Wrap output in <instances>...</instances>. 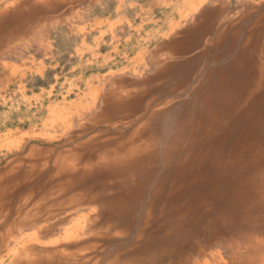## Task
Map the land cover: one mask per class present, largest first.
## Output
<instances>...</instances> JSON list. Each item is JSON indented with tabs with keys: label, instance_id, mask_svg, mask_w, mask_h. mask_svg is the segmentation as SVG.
Listing matches in <instances>:
<instances>
[{
	"label": "rangeland",
	"instance_id": "obj_1",
	"mask_svg": "<svg viewBox=\"0 0 264 264\" xmlns=\"http://www.w3.org/2000/svg\"><path fill=\"white\" fill-rule=\"evenodd\" d=\"M218 6L201 59L188 61L182 71L128 76L117 86L121 101L115 106L98 104L71 121L45 111L48 99L58 95L56 86L49 98L31 104L11 100L10 112L0 120V200L5 204L0 208V264H119L112 263L113 257L138 250L173 260L204 247L223 261L232 258L230 264H264V195L242 189L239 176L222 165L235 139L243 138L238 135L264 164V0H218ZM210 127L205 139L203 131ZM137 129L153 137L149 150L157 155L155 170L148 163L143 178L131 180L83 174L84 162L77 156L88 157ZM170 133L178 139L173 164L165 161V143L155 141ZM193 140L209 143L205 150L212 147L215 158L205 156L201 171L189 172V183L181 174L170 186L168 176L186 159ZM197 163L196 154L188 168ZM66 180L69 187L59 189ZM215 187L217 194L230 187L236 197L233 207L241 218L234 228L220 224L211 197L201 203ZM70 197L80 200L60 205ZM114 203L120 207L108 212ZM74 220L81 225L77 236L60 239ZM148 244L152 250L145 249Z\"/></svg>",
	"mask_w": 264,
	"mask_h": 264
},
{
	"label": "crops",
	"instance_id": "obj_2",
	"mask_svg": "<svg viewBox=\"0 0 264 264\" xmlns=\"http://www.w3.org/2000/svg\"><path fill=\"white\" fill-rule=\"evenodd\" d=\"M218 11V0H0V120L13 98L31 104L56 87L50 116L115 106L128 76L201 59Z\"/></svg>",
	"mask_w": 264,
	"mask_h": 264
},
{
	"label": "bare ground",
	"instance_id": "obj_3",
	"mask_svg": "<svg viewBox=\"0 0 264 264\" xmlns=\"http://www.w3.org/2000/svg\"><path fill=\"white\" fill-rule=\"evenodd\" d=\"M257 36H259V35H257ZM249 47H251V46H249ZM247 48H248V46H247ZM242 56L243 55H241L240 57L242 58ZM236 58H237V56H236ZM257 68H258V66H257ZM238 77H240V76H238ZM200 120H202V119H200ZM212 130H213V127H210L208 129H206V131H203L204 134L202 135V137H205V139H208V133H211ZM244 131H245V129H244ZM175 136L176 135H174L172 133H170V134H162L160 137L157 138V140H155V141H157L159 143H165V146L163 148V150H164L163 152H164L165 161L167 163H169V164H173L175 162L174 158H175V154L177 152V150H176V142L178 140L177 136L176 137ZM238 136H242L243 138L241 139V138L237 137L235 139L236 141L233 143L231 151L226 155V160H225V162H222V165H223V167L225 169H227V172L230 169H232L231 171H232L233 176H237V175L239 176V178H240V186L242 187V189H244V187L248 188L254 193V196L260 198V197H262L264 195V164L262 162V158H260V156L257 153L251 152V150L250 151L247 150V146L244 143L245 141H247L245 136H243V135H238ZM153 141L154 140H153L152 136L151 137L145 136V135H143L141 129H137L136 131H134L131 134L127 135L120 142L119 141H117V142L110 141L106 145L100 147V150L98 152L90 153V155L88 157H85V158L82 157L81 155H79V156H77V158L79 160L82 159V161L84 162V166H85V169L83 171L84 175L88 174V173H97L98 177L104 179L105 181L112 180L113 178H121V179H124V180H131V179L138 178L140 176H141V178H143L142 176H144V175H142L141 171H142L143 167H146V164L151 163L152 166H153L152 170H155V168L157 167V155L152 150H149V146H150L149 144L151 142H153ZM200 141L201 140H199V143L194 141V140L191 141V146L189 147L190 148L189 152L188 151L184 152V157L186 156V159L183 160L182 163H180L176 167V171L174 173H172L171 176L170 175L168 176V178H170V181H171L170 182V186H174L175 184H177L176 181L178 180V178L180 177L181 174L185 175L186 178H187L186 179L187 182L185 184L189 183L192 180V179H188L189 172L190 171L193 172L195 174V176H196L198 174V172L201 171L200 168L202 169V166L205 165V162H204L205 156H208V157H210L212 159L215 158V151L213 150L212 147L210 148V151H206L205 150V146H209V143L208 144H205L206 142L200 143ZM196 154H197V161L199 160V163H197L195 166H191L192 168L189 169L188 165L193 163V161L196 158ZM201 155H202V159H199V156L201 157ZM61 170H63L62 167H59L57 169V172L59 173ZM158 174H159V172H158ZM70 180H71V182L73 181L72 179H70ZM236 182H237V180H236ZM58 187H59V189H62V190H65V188L67 189V187H69L68 186V181L66 180L64 182L58 183ZM220 188H221V186H220ZM215 190H216V187L211 189V191L208 192V194L204 195V199H201L202 200L201 203L204 204L205 202L209 201V199L211 197L212 202H214L215 205H216L215 208L217 210H220V213L222 215V216L221 215L219 216V217H221L220 218V224H222V226L226 225L228 227L234 228L237 225L239 217H240L239 215H236V213H237L236 211H238L237 208L233 207V205H234L233 201H235L236 197L231 192L230 187H226L225 190H229V191H226V193L224 192L223 194H221V193L217 194V192L215 193ZM169 195H170L169 196L170 198L173 197L174 191L171 190ZM239 199H241V198H239ZM79 200H80V198L70 197V198L66 199L63 203H60V205H62V204L65 205V204H68V203L70 204L71 202L76 203V202H79ZM235 202H237V201H235ZM238 202H239V200H238ZM116 203H114L113 205L108 206V207H110V209L107 210V211L108 212L111 211L112 207H113V209H115L116 207L119 208L120 207L119 204H116ZM4 205L5 204L0 200V208H2ZM115 210H112V212L118 213ZM123 216H125V215H123ZM116 217H118V215ZM120 217H122V216H120ZM235 218H237V219H235ZM119 219H121V218H119ZM78 220H74V222H72L68 227H65V229H63V234L59 238L60 239H65V238H69L70 239V238H74L75 236H77V234H78L77 233V229L81 228L80 227L81 225H79ZM144 220H145V223H147V218H145ZM122 221L124 222V220H122ZM212 222H213L212 227L213 226L217 227L218 221H216V219H214V221H213V219H211V223ZM165 223H167V222H165ZM187 226H189V225H187ZM149 228H152V227H149ZM174 228H175V226H174ZM185 228H187V227L185 226ZM145 230H149V229H145ZM188 230H190V229H188ZM137 232H139V231H137ZM221 234H223V233H221ZM227 234H229V232ZM236 234H238V233H236ZM196 236H198V235H196ZM233 236H232V238H233ZM229 238L231 239V237H229ZM153 239L154 238H151L149 241H152ZM230 239H229V241H230ZM236 239H238V238H236ZM185 240H187V239H185ZM167 242H170V241H167ZM178 242H180V241H178ZM164 243H166V242H164ZM239 243H240V240H239ZM152 244H150V245L148 244L149 246L145 247V249L152 250L153 247H150V246H152ZM191 246H193V245H191ZM207 246H209V245H207ZM143 247L144 246H142V248ZM172 252H174V251H172ZM71 253L72 252H69V254H71ZM162 253L165 254L164 252H162ZM230 253H232V252H230ZM213 254L214 253L209 252L208 249L206 250V248L204 247V248L195 249L194 254L192 256L188 255V254L178 253L177 255H174L175 258L173 260H170V257H164V258H162V257H153L151 254L148 255V252H146L144 250H138V253H135V254L126 255L125 253H122L121 255H117V256L113 257L114 259L112 260V263H114V262H118L119 264H230L231 263V259L232 258H230L229 261H223L221 259L222 257L219 258L217 256L218 254L217 255H213ZM208 256H210L211 259L208 258Z\"/></svg>",
	"mask_w": 264,
	"mask_h": 264
}]
</instances>
